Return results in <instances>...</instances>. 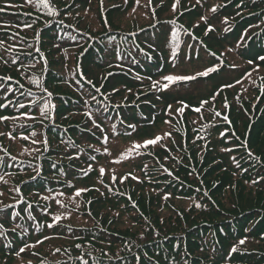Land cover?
Listing matches in <instances>:
<instances>
[{
    "label": "rangeland",
    "instance_id": "rangeland-1",
    "mask_svg": "<svg viewBox=\"0 0 264 264\" xmlns=\"http://www.w3.org/2000/svg\"><path fill=\"white\" fill-rule=\"evenodd\" d=\"M48 1L58 13H71V9L69 23L78 20L81 29L74 26L73 35L58 30L62 25L50 20L47 8L36 0H15V6H0L1 14L13 11L6 17L16 21L1 24L0 19V58L8 51H17L18 58L29 64L27 71L0 73V81L8 87L0 100V163L22 166L21 170L0 168V215H12L10 211L24 203L46 225L42 238L39 229L27 230L18 246L17 233L11 247L24 248V254L18 258L1 255L0 260L38 264L41 259L37 256L48 258L49 253L75 247L78 241L74 237L83 244L87 236L78 233L77 227L83 225L77 224L88 216L78 213L77 207L91 211L93 203L100 201L119 205L115 212L108 210L102 216L121 236V246L113 250H120L127 264H149L148 250L130 245L140 244L148 235L157 238L173 233L171 238L178 240L183 234L190 237L216 230L217 224L198 222L219 221L220 215L233 210L240 201L236 187L242 185L249 195L241 197L244 211L255 213L264 223V60L247 61L250 54L244 52V46L254 42L253 37L244 42L250 23L228 33L225 31L231 25L223 22L234 23L254 12L242 6L248 0H74L70 6V0ZM157 31H163L159 35L162 42L159 39L157 43L154 37ZM149 33L152 38L143 41L151 50L136 46V55L150 60L154 64L150 69L132 64L126 53L122 52V57L119 52L122 58L113 55L100 72L94 71L111 39L134 40ZM64 36L80 39L65 52L68 68L70 73L82 71L98 91L105 90V103L99 106L104 116L93 108L88 112L80 108L79 115L69 116L71 99L66 93L71 87L54 72L59 68L53 70L61 65L55 49L62 45ZM170 37L185 42L184 58L176 59L179 53L168 62H159L157 47L168 44ZM143 41L136 44L144 45ZM256 44L264 51L261 42ZM167 50L166 46V54ZM210 67L218 70L163 87L169 83L164 79L169 75L192 76ZM81 81L95 91L84 78ZM45 101L65 106L63 125L37 122L34 139L42 152L37 151L39 146L23 148L17 140L23 131L21 121L35 120L48 104ZM107 109L114 111L110 118ZM59 115L57 108L55 118ZM255 129L259 131L252 132ZM252 135L257 137L254 144L250 142ZM156 138L155 145L133 148ZM51 194L55 197H36ZM72 206L76 210H70ZM151 214L156 218L150 219ZM226 220L233 224V219ZM60 229L68 234L58 232ZM255 232L263 230L250 231L247 226L231 237L222 235L226 243L221 244L218 264H247L242 259L253 255H257L256 264H264V249L247 254L245 242H236L235 235L242 239ZM260 241L264 235L257 243ZM258 246L250 247L257 250Z\"/></svg>",
    "mask_w": 264,
    "mask_h": 264
},
{
    "label": "trees",
    "instance_id": "trees-1",
    "mask_svg": "<svg viewBox=\"0 0 264 264\" xmlns=\"http://www.w3.org/2000/svg\"><path fill=\"white\" fill-rule=\"evenodd\" d=\"M15 0H0V6H11L14 3ZM74 0H70L68 3V6L72 4ZM61 2V1H58ZM264 0H248L246 1L242 6H248L250 9L255 10L254 12L244 14L242 17H240L241 20H237L234 23L226 22L227 25H231V27L225 31L230 32V29H234L238 32V29L244 28V25L247 26L248 23L251 25L248 30H245V33L247 35L245 36V40L248 39H254V42L248 45L244 46L245 51L249 53L247 61L251 62L253 60H261V58L264 56L263 52L260 48L257 46L256 42H261L262 45H264V31L263 33H260L264 28ZM49 3V1H48ZM14 5V4H13ZM15 6V5H14ZM74 6H79L75 4ZM70 8V7H69ZM50 6L47 8V14L50 16V20H57L58 23L62 26H58V30L69 34H72V30L74 26H77L79 29L80 27V21L74 20L73 23H69L70 15H72V11L70 9L71 13H58V10H54V7H52L51 11L55 14H49L50 13ZM5 10V9H4ZM11 15L13 11H8ZM0 12V19L2 20L1 24H3V21L7 22L6 24H11L13 19L8 16L7 14H1ZM60 16V17H59ZM73 16V15H72ZM250 16V17H248ZM248 17V18H245ZM65 20V21H64ZM130 34V33H129ZM73 35V34H72ZM256 35V39L255 36ZM67 36H64L63 39H65ZM72 37V36H70ZM155 38H158L157 43L159 42V39H161L160 42H162L163 37L159 38V34L157 33ZM152 38L151 33L144 34L142 36H138L136 39L132 40V38H120V39H111V41L105 46V51H101L103 57L100 59L96 66L93 67L94 71L99 70V72L102 70V66H105L110 62L109 57H113V55H117L120 58H122V52L127 54V57L131 60V63L136 65L137 63H141L145 65L146 68L150 69L154 64L150 62V60L145 59V57L141 55H136L139 50L136 46H138L141 49H145L146 51L151 50L146 42L143 40H148ZM67 42H66V41ZM62 41V45L57 46L55 51L58 53L62 60L61 65L55 66V68H59L58 71H55L58 76L62 77L66 82V87L70 86V92L66 93L67 96L71 99V105L67 107V110H65V106L61 105L59 103H48L44 106V111L37 115V118L35 120H23L21 123L23 124L21 126L22 132L18 136V142L23 148H28L30 150H33L36 146L38 152H42V149H40V144H36L34 137L37 135L36 133L39 130V125H36L37 122H44L46 123L45 126H51L52 123L55 122L58 125H63V121L65 120L64 117L66 116V111L70 112L69 116L79 115V109L84 108L88 112L91 108L94 109V111H97L101 116H104L103 110L99 106L105 103V90L97 91V85L91 81H89L86 77V75L82 71H78L75 69L73 73H70L68 68V59L66 58L65 52L69 51L73 47L76 46L77 42H80L79 38H72V39H65ZM138 40L143 41L144 45H138L136 42ZM135 43V47H134ZM170 43V44H169ZM168 44H163L157 47V54H159L164 61L168 60L169 58H173L177 55V52L181 51L184 46L185 42L178 40V39H170ZM93 44H97V41H94ZM170 48V50H167V54L164 51L166 48ZM49 52V51H45ZM111 52V53H110ZM119 52L121 53V56L119 55ZM6 55L1 60L0 58V73L2 71H8V69H12L13 71L17 69H24L28 70L29 64L23 63L19 58L17 51H8V53H5ZM175 56H174V55ZM130 55H133L134 59H131ZM169 57H168V56ZM20 57H27V55H21ZM252 57V58H251ZM176 59L180 60L183 59V52H180V55L178 57H175ZM174 59V58H173ZM137 60V61H136ZM52 62V57L49 60V62ZM158 61L160 62V59L158 58ZM135 62V63H134ZM63 63H65L64 69L61 70V67L63 66ZM131 64V65H132ZM14 66V67H12ZM84 78L86 82L95 90H91L89 87L83 86L81 78ZM64 82V81H63ZM39 84V83H36ZM7 85L0 81V100L2 99V95H4L5 90L7 89ZM103 97V98H102ZM43 98H39L38 101H41ZM59 108L60 115L56 119L55 114L56 110ZM96 108V110H95ZM93 110H91L92 112ZM107 116L110 118L114 115V111L108 110ZM237 112V111H236ZM57 125V126H58ZM54 128V127H53ZM54 130H57V128H54ZM259 129H255L252 132H258ZM53 135L52 133H50ZM54 136V135H53ZM256 135H252L250 138V142L254 144L256 142ZM73 142L76 144L77 141H75V138H72ZM57 140H54L56 142ZM77 145V144H76ZM66 152H69V149H71L69 146L66 147ZM54 159V157H51ZM0 168L3 169H14V170H21L22 166L15 167L11 164H5L0 163ZM264 178V177H263ZM239 187H236L237 190V196L240 198L239 204L235 206V208L231 211L225 212L223 216H227V218L233 219V224L230 223V220H226L227 218H224L222 215H220L219 221H200L209 223L210 225L217 224L216 230L213 231H205L200 232L197 235L193 236H186L183 234V237H188L183 239L181 242L179 241L182 238H178V240H173L171 236L173 233H165L162 234L160 237H154V235H148L144 239H140V244L136 242H131L130 245L133 246V248H142L144 247L148 251H146V255L148 258H150V261H148L149 264H218L220 262V254L222 253V246L221 244H225L223 236L231 237L235 234V232L239 231L240 228H245L249 226L250 231H256L259 228H262L263 232L260 233H252L251 236H244L242 239H239V235H235L237 238L236 242L240 243V240H244L245 246L248 254L252 251L260 252L261 249H264V241L258 240L261 236L264 235V223L259 221L258 216L255 213H250L249 210L244 211L246 208L244 207V203L241 200V197H248L249 195H246L245 190L247 187L245 185H242ZM263 193V192H262ZM0 194H3V192L0 190ZM260 195V192L256 195L257 197ZM38 199H50L55 197V195L51 194V196H36ZM139 202V201H138ZM92 203V202H90ZM94 208H91V211L89 208L86 209V211L79 210L80 208L77 207L78 213L88 216V218L81 220L83 222L82 224L77 225H83L78 226V233L84 234L86 239L83 244L80 243V238L74 237L78 241L75 245V247H70L69 249H66L65 252H53L52 254H48V258H44L42 255L37 256L41 259V261L38 264H127L124 260V254L120 250H113L114 248H119L121 246L120 242V235L118 232L113 230L114 224L111 222L104 221V217L102 214L106 211L115 212L116 207L119 206L117 204H113L112 202H95L93 203ZM142 209L144 208V204L140 205ZM27 205L22 203V205H17L14 210L10 211L12 215H9L8 213L0 215V256L4 255L5 257H12V258H18L24 254V252H20V250H16L17 247H11L12 241L17 240V233L20 234L17 242L21 241L22 238L27 236V230H33L39 229V236L42 238L44 234L46 233V225L42 222L41 219L38 218L37 212L30 210L29 208H26ZM76 206H72L70 210H76ZM18 213L20 217L16 215ZM150 219H155L156 217L151 214ZM94 217L96 219H94ZM155 217V218H154ZM6 219L10 220L9 222L6 221ZM101 219V220H100ZM112 224V225H111ZM8 225V227H6ZM90 230V231H89ZM57 232V231H56ZM61 233L68 234V232H64L60 229ZM186 233V230L184 231ZM261 234V235H260ZM223 235V236H222ZM242 234H240L241 236ZM174 236V235H173ZM61 238H65V235H62ZM177 241H179V244H176ZM134 243H136L134 245ZM175 244V245H174ZM251 244H257L259 245L258 249H251ZM174 245V247H173ZM82 246V247H81ZM173 247V248H172ZM172 248V249H171ZM196 252V253H195ZM70 255V256H69ZM63 258H66V261H63ZM257 258V255L243 258L242 260L246 262L247 264H256L254 260ZM135 257L132 258L134 260ZM10 261V259H9ZM7 259L0 260V264H7ZM134 264V263H131ZM138 264V263H135Z\"/></svg>",
    "mask_w": 264,
    "mask_h": 264
},
{
    "label": "snow or ice",
    "instance_id": "snow-or-ice-1",
    "mask_svg": "<svg viewBox=\"0 0 264 264\" xmlns=\"http://www.w3.org/2000/svg\"><path fill=\"white\" fill-rule=\"evenodd\" d=\"M36 2L39 4V5H42L43 7L45 8H48L49 7V3H48V0H36ZM199 2V0H198ZM175 7V6H174ZM212 11H215V9H212ZM49 14H52L54 15L55 13L51 11L50 9V13ZM203 19V18H202ZM30 26V25H29ZM209 31H211V28L208 29ZM262 60H264V57L261 58ZM218 69H216L215 67H210L208 69H206L205 71L203 72H198L196 73L195 75H192V76H183V75H169L167 77H165L164 79L166 81H168L169 83L168 84H165L163 87L164 88H167L169 85L173 84V83H176V82H187V81H192V80H195L197 79L198 77H206L208 76L210 73H213L215 71H217ZM239 82V81H238ZM154 86H156L155 82H154ZM98 91V89H97ZM196 111H199V109H196ZM217 115H219V113H217ZM0 119H3V118H0ZM159 138H156V139H150V140H146L144 142L143 145H134L133 148L135 149H138L140 147H148L149 145H155L157 143ZM249 155H251V153H249ZM101 174L103 175V172H104V169L101 168ZM135 179V177H133ZM0 179H2V177H0ZM77 195H79V191L77 192ZM55 220H59V217H55L54 218ZM51 227V225H49ZM241 244L244 243L243 240L240 241ZM28 247V246H26ZM24 251V248H21L20 249V252H23ZM233 251H235V249H233Z\"/></svg>",
    "mask_w": 264,
    "mask_h": 264
}]
</instances>
